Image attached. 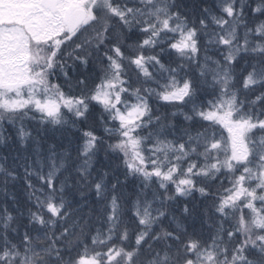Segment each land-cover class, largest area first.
Masks as SVG:
<instances>
[{"label":"snow or ice","instance_id":"obj_1","mask_svg":"<svg viewBox=\"0 0 264 264\" xmlns=\"http://www.w3.org/2000/svg\"><path fill=\"white\" fill-rule=\"evenodd\" d=\"M4 122L0 264H264V0H0Z\"/></svg>","mask_w":264,"mask_h":264},{"label":"trees","instance_id":"obj_2","mask_svg":"<svg viewBox=\"0 0 264 264\" xmlns=\"http://www.w3.org/2000/svg\"><path fill=\"white\" fill-rule=\"evenodd\" d=\"M89 70L91 71V65L89 67ZM53 82H56L55 80ZM153 108L159 106L160 111H171V108H165L163 106V102H159V104L153 100L152 102ZM97 111H99L97 109ZM39 114H37V120H28L25 122V130L31 131L33 135H36V128L39 126V120H38ZM182 119V118H181ZM2 131L3 136L5 137L4 143H0V158L7 156V161H4L3 159H0V163H3L4 166L8 169L15 170L17 174L16 180H10L9 184L7 186L8 189V196L4 195L3 192V180H4V174L0 173V205L7 203L10 207L12 204V201L9 199L11 196H15L16 199L22 204L27 205L28 204V194L26 191V182L24 180V168L21 167V165L24 163V154L25 152L31 153L33 149V142L29 140L27 142V148L21 149L19 148L18 144L16 143V129L13 128L12 125L8 124L7 122H4L2 125ZM219 134H222L223 136H227V131L223 129L217 130ZM259 135V133L257 134ZM8 137H12L11 140L8 139ZM47 142L53 143L55 142L58 145V150L60 146H63L66 143V137H61L60 133H51L49 132L47 134ZM43 148H47V143L42 145ZM73 156L75 155V151L72 152ZM35 159V157H33ZM47 171V169H45ZM67 173H65L66 175ZM63 178V177H61ZM32 182L34 184H37L39 186V182L37 181L36 177L33 176ZM85 192V198H88L92 201L95 200L94 193L89 194L87 193V189L83 190ZM67 194L69 195V198L74 199L76 202H81L79 191H77L75 188H69L67 190ZM88 209L85 208L84 212L87 213Z\"/></svg>","mask_w":264,"mask_h":264}]
</instances>
